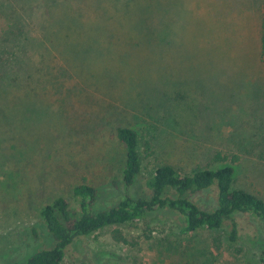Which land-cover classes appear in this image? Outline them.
I'll use <instances>...</instances> for the list:
<instances>
[{
	"label": "rangeland",
	"instance_id": "1",
	"mask_svg": "<svg viewBox=\"0 0 264 264\" xmlns=\"http://www.w3.org/2000/svg\"><path fill=\"white\" fill-rule=\"evenodd\" d=\"M90 1L0 0V264L51 248L41 211L59 197L78 210L73 188L83 183L98 188L100 211L146 193L160 165L181 174L232 166L234 187L264 199V0L165 1L171 13L151 18L155 32L139 22L109 32L115 44L86 30L101 23ZM101 2V14L116 15ZM63 9L75 11L71 30H60ZM76 43L90 62L68 58ZM122 127L138 133L142 162L129 189ZM198 200L212 209L216 191ZM236 219L233 244L228 223L184 234L175 214L158 211L148 218L154 239L131 248L104 229L76 241L62 264H262L264 222Z\"/></svg>",
	"mask_w": 264,
	"mask_h": 264
},
{
	"label": "trees",
	"instance_id": "2",
	"mask_svg": "<svg viewBox=\"0 0 264 264\" xmlns=\"http://www.w3.org/2000/svg\"><path fill=\"white\" fill-rule=\"evenodd\" d=\"M60 1L64 5L62 1L65 0ZM101 1H90L91 6L98 12V16L91 20H101V23L97 27L88 26L86 30H94V34H98V31H101V34H110L108 40L113 44L121 42V39L119 37L115 39L109 32H117L118 36L121 30L134 31L131 29L134 25H139V22L155 32L156 29L152 26L155 22L151 18L155 15L156 19H160V23L163 20L165 23L171 13V5L165 9L167 7L165 1L169 0H134L133 10L128 2L131 0H111L115 4L109 7L107 12L112 8L116 15L105 16V13L101 14L103 10ZM81 3H87V0H76L77 7ZM62 11L60 30H71L69 17L75 19L73 16L75 11L73 13H66L64 9ZM133 12L136 16L132 15ZM76 30H85V26H78ZM162 30L165 28L162 27ZM75 45L76 49L65 51L68 58L73 59L77 54L83 53L84 61L90 62L93 59L87 55L90 50L87 52L85 49L82 52L83 46L80 43ZM118 138L126 151L122 182L129 189L137 183L142 174L139 137L134 129L122 127L118 130ZM234 173L232 166L198 169L191 174H181L172 165H160L144 178L142 187L146 193L143 192L137 198L127 195L112 207L100 211L94 208L98 200V188L86 183L76 185L73 188V196L78 203V210L71 207L68 199L59 197L41 211L53 246L34 253L22 263L15 264H62L76 241L108 228H112L110 237L115 243L135 248L143 241L154 239L157 228L149 224L148 218L158 211L175 214L182 222L184 234L200 230H219L228 223L230 228L228 239L236 244L241 238L236 215L249 214L264 222V199L255 193L235 188ZM210 190L216 191V205L212 209L203 208L198 196ZM130 223L135 226L128 232L119 227ZM260 262L264 264V250L260 255Z\"/></svg>",
	"mask_w": 264,
	"mask_h": 264
}]
</instances>
